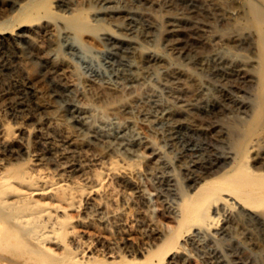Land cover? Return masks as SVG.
<instances>
[{"label":"rangeland","instance_id":"rangeland-1","mask_svg":"<svg viewBox=\"0 0 264 264\" xmlns=\"http://www.w3.org/2000/svg\"><path fill=\"white\" fill-rule=\"evenodd\" d=\"M246 10L245 0H34L23 9L12 0H0L1 26L17 39L0 50V60L7 61L1 73L9 75L20 67L18 73L29 81L26 100L39 108L18 131L20 154L5 155L6 166L29 169L37 163L54 179L84 182L85 173L69 171L64 164L86 160L87 173L103 174L106 190L87 197L89 202H105L101 203L112 218L107 226L96 222L91 228L93 255L108 260L136 256L132 250L151 243L155 233L166 234L165 220L175 216L184 190L189 189L187 182L200 179L203 169L232 155L228 126L246 115L258 92L253 68L256 33L241 25ZM75 19L85 24L83 29L72 25ZM24 26L36 31L40 52L26 49L27 37L18 34ZM46 61L63 68L65 78L45 74ZM40 100L51 107L46 109ZM85 104L92 130L78 116ZM5 105L0 109L15 131V122L7 117L10 107ZM53 112L55 116L50 115ZM50 122L59 125V138L71 132L85 142L78 140V151L59 156L39 133L40 126ZM99 138L112 141L107 144ZM121 158L137 167L128 182L106 175L110 163H122ZM231 215H222L212 231L193 228L185 233L188 258L181 264H264V221L237 225ZM128 223L139 229H134L127 241L130 247H125L121 229ZM77 233L84 243L87 237L81 227ZM113 249L119 256L109 257Z\"/></svg>","mask_w":264,"mask_h":264},{"label":"bare ground","instance_id":"bare-ground-1","mask_svg":"<svg viewBox=\"0 0 264 264\" xmlns=\"http://www.w3.org/2000/svg\"><path fill=\"white\" fill-rule=\"evenodd\" d=\"M22 1L23 0H12V3L14 6H18L19 9H23L34 0H26L24 3ZM245 3L247 5V10L240 16V18L243 19L241 25L242 27L252 29V31L254 30L256 33V59L254 60L256 62L253 68L256 72L255 77H257L258 81V92L256 101L253 106H250L246 115L240 116L228 126L226 134L229 138L228 144H230V153L232 155L228 156L229 158L224 159L216 166L206 170L203 169L200 172V179H190L187 182L189 184V189L184 190L182 200L178 206H176L175 216H169L165 220L167 224L166 234L162 232L155 233L153 238L151 237L153 239L151 243L143 242L136 250H132L136 256L131 259H128L125 255H120L119 259L113 258L114 260H108L93 255L92 248L95 239L90 233L92 230L91 228L96 222L107 226L112 215H110L111 213L109 212L111 211H109V209V212L107 211L104 206L105 204L101 203L103 201H88V195L103 193L106 190L107 184L105 186V177H100L103 174L97 175L92 169L91 171L94 174L86 172V160L79 161L78 165L70 163V161L64 164L66 169H70L69 171H80L85 173L83 178L84 182L79 180L81 178L78 179L81 183L78 181H69L66 178L56 179V177L54 179L49 170L42 169L37 163L31 164L29 169H24L20 166L9 168L6 166L5 155L8 153L20 154L18 131H21L24 125L35 116L39 108L35 106V108L31 107L26 100V95H28L27 90H29V81L22 78L23 76L21 77V73H18L20 67L17 70H15V68L13 70L11 67L13 71L9 75H4L1 71L7 66V61L5 58L3 59H5L6 62L0 60V107L8 103L10 107V116L7 117H10L11 120L15 122L17 129L14 131L10 128L5 115L0 109V264H181L182 261L188 258L187 249L189 247H187L188 244L184 239V234L190 232L193 228L212 231L218 226L220 217L227 212L232 214L231 216L234 217L237 225H240L241 222H245L246 220L264 221V0H245ZM207 13L209 12L207 11ZM1 23L2 22H0V50L3 49V47L7 48L5 46L10 45L15 38L12 36L11 31L8 30V27L1 26ZM8 23H10V20L7 22V26L9 25ZM71 23L76 29H83L85 25L78 19L73 20ZM238 24H236V26ZM239 28L241 29V27ZM20 33H23L29 42V44L27 43L28 48L26 49H29L31 53H35L37 38L34 28L24 26L18 33L19 36ZM229 50L230 49H228V51ZM38 52L40 51L38 50ZM53 59L54 58L51 60ZM53 61H46L45 66L43 65L45 68L44 71L46 72L45 74L62 80L63 75L61 71L63 68L60 70ZM19 63L22 64V62ZM179 70L181 71V69ZM193 75H195V73ZM135 76L136 78H141L142 74H136ZM63 78L65 77L63 76ZM62 82L64 83L65 81ZM4 98L8 99L6 100L8 101L7 103L6 101H4L5 103L2 102ZM46 101L48 102L51 100L48 99ZM47 102L43 103L41 101V104L43 103L42 106L46 107V109L51 107V105L48 104L49 102ZM87 102L90 103L91 101L89 102L88 100ZM51 104L53 106V103ZM89 109H91L90 106ZM87 112L89 111L85 104L79 108L80 114L78 116L82 115L83 123L87 125L89 130H92L94 125L88 122L91 119L88 118L87 120ZM50 115H54V112ZM57 124L58 122L56 125ZM57 127H59V125L53 126L51 122L43 123L39 128V133L46 142L53 145V151L58 153L61 157L68 155L70 152L78 151L81 147L80 141H85L75 138L74 136L76 135H72L70 131V134L67 133V135L59 138ZM92 133L94 132L92 131ZM99 140L107 144H110L112 141L103 138H99ZM59 156L56 157L59 158ZM121 162L122 163L111 162L106 169V175L114 177L121 182H128L131 180L137 167H134L133 164H129L123 158H121ZM132 162L133 161H131V163ZM135 165L137 166L136 162ZM140 166L141 163L139 164V167ZM102 169L104 168L102 167ZM137 192L145 197L144 190L139 189ZM117 218L119 217H116V220H118ZM149 223L144 226L149 225ZM123 226L124 227L121 229V243L125 247H130L127 243L130 239L129 236L134 234V229L139 226L135 228L131 223ZM80 227L87 237L84 243L80 242V235L77 233V228ZM99 241H102V239L100 238ZM104 245L107 244L105 243ZM112 245H114V243ZM109 253V257L119 256L118 251L114 249ZM137 255L141 257L139 258Z\"/></svg>","mask_w":264,"mask_h":264}]
</instances>
